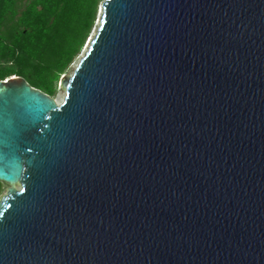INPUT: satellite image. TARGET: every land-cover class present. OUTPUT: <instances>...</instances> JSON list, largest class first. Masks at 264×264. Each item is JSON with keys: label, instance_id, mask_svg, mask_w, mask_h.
Segmentation results:
<instances>
[{"label": "water", "instance_id": "water-1", "mask_svg": "<svg viewBox=\"0 0 264 264\" xmlns=\"http://www.w3.org/2000/svg\"><path fill=\"white\" fill-rule=\"evenodd\" d=\"M85 47L60 103L0 81V264H264V0H103Z\"/></svg>", "mask_w": 264, "mask_h": 264}, {"label": "trees", "instance_id": "trees-1", "mask_svg": "<svg viewBox=\"0 0 264 264\" xmlns=\"http://www.w3.org/2000/svg\"><path fill=\"white\" fill-rule=\"evenodd\" d=\"M102 2L0 0V81L21 77L53 98L90 37Z\"/></svg>", "mask_w": 264, "mask_h": 264}, {"label": "rangeland", "instance_id": "rangeland-1", "mask_svg": "<svg viewBox=\"0 0 264 264\" xmlns=\"http://www.w3.org/2000/svg\"><path fill=\"white\" fill-rule=\"evenodd\" d=\"M99 13H100V6L98 7V11H97V19H96V21H95L94 28H93V30L91 31L90 37L94 34L95 28H96V26H97V24H98V16H99ZM90 37H89V38H90ZM89 38H88V39H89ZM87 41H88V40H87ZM87 41H86V43H87ZM86 43H85V46H86ZM85 46L83 47V49H82L81 53L79 54V56H78V57L74 60V62L70 65V67H69V69L66 71V73H65L64 75L61 76V78H62L63 76H65V75H70V74L72 73V71H73L75 65L77 64V61H78L79 57L82 56L83 53H84V51L86 50ZM63 97H64V90H63L62 88H60V86H59V84H58V86H57V91H56V94H55V96L53 97V99L56 101V103H60V102H62ZM0 185H1V188H0V197H1L2 195L5 194L6 189H7V186L4 185V184H2V183H0ZM16 189H18V187H16Z\"/></svg>", "mask_w": 264, "mask_h": 264}, {"label": "bare ground", "instance_id": "bare-ground-1", "mask_svg": "<svg viewBox=\"0 0 264 264\" xmlns=\"http://www.w3.org/2000/svg\"><path fill=\"white\" fill-rule=\"evenodd\" d=\"M86 48V47H85Z\"/></svg>", "mask_w": 264, "mask_h": 264}]
</instances>
